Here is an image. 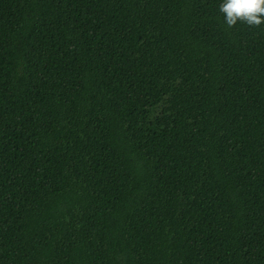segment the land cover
<instances>
[{"label": "trees", "instance_id": "obj_1", "mask_svg": "<svg viewBox=\"0 0 264 264\" xmlns=\"http://www.w3.org/2000/svg\"><path fill=\"white\" fill-rule=\"evenodd\" d=\"M222 0H0V264H264V24Z\"/></svg>", "mask_w": 264, "mask_h": 264}, {"label": "clouds", "instance_id": "obj_2", "mask_svg": "<svg viewBox=\"0 0 264 264\" xmlns=\"http://www.w3.org/2000/svg\"><path fill=\"white\" fill-rule=\"evenodd\" d=\"M219 11L229 29L238 22L250 27L264 24V0H222Z\"/></svg>", "mask_w": 264, "mask_h": 264}]
</instances>
